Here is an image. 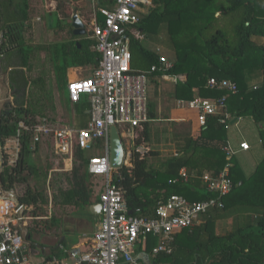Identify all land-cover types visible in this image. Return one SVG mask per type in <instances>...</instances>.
<instances>
[{"label": "trees", "instance_id": "obj_1", "mask_svg": "<svg viewBox=\"0 0 264 264\" xmlns=\"http://www.w3.org/2000/svg\"><path fill=\"white\" fill-rule=\"evenodd\" d=\"M56 9L64 15H71L73 8L79 10L77 0H55ZM111 0H100L101 4H109ZM72 3V4H71ZM153 8L139 17L134 27L138 31L147 28H166L167 34L175 33L190 23L194 27L200 44L190 38H183L174 42L176 48L175 60L167 75H185V80L173 82L172 95L175 100H190L195 96L203 99L220 98L224 90L210 89L206 86L209 77L216 79H230L236 83L237 92L227 93L225 107L231 116H250L259 127L258 136L264 146V43L258 44L254 36L264 38V9L257 4V0H223L220 9L213 11L211 0H152ZM71 4V5H70ZM23 7H27L24 2ZM211 7V8H210ZM71 12L67 13L66 10ZM238 13V20L233 25V32L226 28V20L231 13ZM24 8L13 4L12 0H0V59L14 48L12 59L7 64H14L10 70V81L13 77L17 83H9L10 88L18 95L14 106H10L0 115V144L15 137L22 121L28 127L38 124L36 116H46L47 105L41 102L37 92H34L22 69L27 64L30 49L24 47L21 40L22 23L27 19ZM200 24L198 21L204 20ZM98 20L102 17L98 15ZM197 20V21H196ZM90 23V18H89ZM87 27V25H85ZM129 49L131 52V68L135 70H149L157 63L159 53L144 47L138 36L129 34ZM95 40L89 35L79 36L78 40L62 42L56 48L60 52L61 62L55 61L53 67L57 76L64 78L66 69L71 66L90 65L93 69L100 60V54L94 48ZM55 46V45H54ZM53 52V51H52ZM16 57V59H15ZM257 71L261 82L254 88L247 85L245 74ZM160 71L148 73L150 77H162ZM147 81V86H148ZM41 91V89H38ZM66 102L69 101L66 91ZM70 108V106H68ZM76 125L85 126V108L88 107L86 97L73 104ZM147 115L149 121L140 127L139 135L133 139L136 145L149 143L151 139L150 122L157 119L153 103L148 100ZM224 115H207L204 125H200L189 135L183 136L177 144L176 153L167 157L160 168L150 167L146 155L139 151H131L132 167L122 166L110 170V181L123 190V197L131 215L153 216L158 201L166 199L170 194L183 195L188 200H203L213 194L205 190L204 183L199 176L208 167L213 173L219 171L226 163L225 154L220 145L226 144ZM139 128V127H137ZM136 129V128H135ZM134 129V130H135ZM31 129H22L18 135V154L15 162L9 164L5 159L0 171V186L3 190L14 189L15 184H24V190L18 195L19 201L29 210L33 217L45 216V204L48 202L43 190L31 187L28 175L45 181L49 170V163L41 171L39 165L31 162V155L36 151L32 148ZM102 139H97L91 150L94 154H101ZM199 152V154L197 153ZM5 154V153H4ZM88 150L74 147L71 164L62 161V174L67 187H57L54 202L62 206L88 208L94 194L92 179L95 175L88 171L90 156ZM195 158V156H197ZM6 157V155L4 156ZM200 161V167L197 163ZM232 159V158H231ZM231 161V160H230ZM233 162V161H232ZM258 168L249 177L243 176L241 169L231 163L229 177L234 186L222 197L224 208L228 206L244 209L242 223L236 219L232 231L225 235H216L213 222L218 211L202 215L203 221L190 228L182 229L174 235L172 251L169 254H152V248L157 245L159 237L147 234L144 240V253L150 256L153 264H264V244L258 245V240L264 239V157ZM63 168H69L65 170ZM184 168L187 178L178 177L179 170ZM178 178L176 182L170 180ZM43 181V182H44ZM238 184V185H237ZM99 195V194H98ZM99 201V197H95ZM53 197L51 198L52 201ZM240 203V204H239ZM257 215V219H254ZM49 229L57 227L59 218L51 215ZM26 235L32 236L27 231ZM59 257L57 247L51 252Z\"/></svg>", "mask_w": 264, "mask_h": 264}, {"label": "built area", "instance_id": "obj_2", "mask_svg": "<svg viewBox=\"0 0 264 264\" xmlns=\"http://www.w3.org/2000/svg\"><path fill=\"white\" fill-rule=\"evenodd\" d=\"M88 1L92 5L89 35L95 40L94 48L100 54V60L89 75L71 78L66 84L67 95L72 104L86 97L89 117L85 126H55L44 119L28 127L20 121L15 137L18 143L21 128L31 129L32 148H35L43 137H49L52 139L54 152L65 155L70 164L74 147L91 150L97 139L103 141L102 153L90 156L88 161V171L102 177L103 185L98 195L101 209L96 229L91 233L90 245L87 249L80 246L63 248L61 259L50 255L43 264H68L67 259L69 264H143L136 258L134 246L144 240L147 234L159 237L157 245L151 250L152 254H169L177 232L198 223L202 215L224 208L222 197L234 186L229 177L231 163L225 164L217 172L205 171L199 176L205 190L213 194L212 197L191 201L183 195L172 193L157 202L153 216L128 214L123 190L110 181V126L116 125L122 140L128 136V141L133 142L134 129L149 121L147 75L155 71L165 73L172 67V62L159 55L157 63L149 70L131 68L129 34L138 36L134 24L140 16L136 12L140 6L150 7L152 0H111L109 4H101L100 0ZM98 15L102 17L101 21L98 20ZM162 77L173 82L185 80V75L172 76L165 73ZM206 86L224 90L226 93L215 99H203L198 96L190 100L177 99L176 105L197 110L200 125H204L207 115L222 114L229 120L230 114L226 110L225 100L227 93L237 92L236 83L226 78L209 77ZM227 124L228 121L225 127ZM220 148L227 160L235 153L227 143L222 144ZM238 148L248 150L250 145L242 140ZM127 152L130 154L131 151ZM127 157L125 150L122 162L124 166ZM16 158L17 153L14 158L8 156L6 160L11 164ZM178 177L187 178L184 168L179 170ZM176 180L178 178L170 182ZM7 201L9 205L5 209L0 208V264H35L30 258L24 235L17 229L18 208L12 201Z\"/></svg>", "mask_w": 264, "mask_h": 264}, {"label": "rangeland", "instance_id": "obj_3", "mask_svg": "<svg viewBox=\"0 0 264 264\" xmlns=\"http://www.w3.org/2000/svg\"><path fill=\"white\" fill-rule=\"evenodd\" d=\"M203 1V0H202ZM256 1V0H255ZM76 3L80 6L79 13L80 17L84 22L90 18L92 12V5L88 0H77ZM264 9V0H257V4ZM212 10H218L223 5V0H211ZM154 4L149 6H140L136 12L138 16H145L152 8ZM70 13L71 10L67 9ZM238 20V13L234 12L229 14L228 20H226V28L232 33L233 25ZM197 21V20H196ZM204 20L198 21L200 24L204 23ZM138 37L144 47L147 49L153 50L160 55L165 56L169 61L173 62L176 58V48L174 46V42L179 41L183 38H190L195 40L197 44H200L199 38H197L195 28L190 26V23L187 22L185 26L181 27L175 36L171 34H167L166 28L161 26V29L157 30L154 28H147L143 31H137ZM256 43L262 44L264 43L263 37L254 36L253 38ZM89 68V67H87ZM88 74L80 75L86 76ZM178 76V75H177ZM246 82L248 87L254 88V86H258L261 82V76L257 71H250L245 74ZM173 81L164 77H150L148 81V100L153 103L154 110L157 113V119L150 122L151 127V139L150 142L140 143L136 145L133 141H128V136H126L123 141L124 149L126 150V156H128L127 150L130 151H139L140 155H146L149 159L150 167L160 168L161 163L167 158L176 153L177 144L181 140L183 136L189 135L195 129H197L200 124L198 120V112L195 109L189 108L187 106L179 107L176 105V100L172 95V86ZM50 117L52 115L50 113H46ZM141 128H136L133 132V139L136 135H139ZM259 127L255 124L250 116L244 115L241 117L231 116L228 120L227 127L225 128V136L226 143L232 148H238V144L242 139H245L250 145L251 148L249 151L238 152L237 154H233L229 160H226L225 164L234 163L241 170L243 176L247 177L248 170L246 165L252 166V173L258 168V164L264 157V146L262 145L261 140H259L258 136ZM222 145V144H221ZM220 145V146H221ZM94 149L90 153L96 152ZM199 154V152H197ZM195 156V158H197ZM11 158H14L13 156ZM132 167V155H129L127 159ZM7 159V156L4 157V160ZM8 160V159H7ZM231 160V161H230ZM233 161V162H232ZM31 162L39 165L40 170L43 171L44 167L47 163L52 167L47 175L46 180H43V177L40 175L38 178L33 177V175H28V183L31 187H36V183L39 185V189L43 190L44 194L48 198L47 204H45L46 215L40 217H33L29 214V210L32 207H29L27 210L25 206H23V216L22 226H24V232L26 230L32 233V238L37 240H45L49 241L56 235V231H58L57 227H53L49 229V219L51 215L55 217L62 218V222H67L75 220L74 217L81 212L84 211V208H79L75 206H62L54 202V195L56 194L57 187H67V183L65 181L64 172H62V159L60 155L55 154L54 149L51 145V142L41 143L39 147L36 149L35 153L31 155ZM8 163V162H7ZM197 163L200 167L199 159H197ZM224 164V165H225ZM245 168V169H244ZM207 167L205 170H208ZM251 173V174H252ZM250 174V175H251ZM249 177V175H248ZM44 181V182H43ZM94 194L93 198L98 193L99 189H101L102 179L100 176H94L92 179ZM238 185V184H237ZM24 184H15L14 189L3 190L0 186V192L4 196L0 200V208L5 209L7 205H9V201L15 205L14 201L7 197L9 193H13L18 196L23 190ZM53 197L52 201L51 198ZM240 204V203H239ZM225 211L226 214L233 213L234 216L232 218L237 219L238 222L242 223L244 220L245 211L241 206L233 207L228 206L226 209L219 210L218 212ZM76 211V212H75ZM75 212V213H74ZM237 213V215H235ZM49 217V218H48ZM257 215H255L254 219H257ZM234 220V221H235ZM228 223L232 224V220L228 218ZM214 231V229H213ZM54 239V238H53ZM264 244V239L258 240V245ZM264 246V245H263ZM30 258H34V255H30Z\"/></svg>", "mask_w": 264, "mask_h": 264}, {"label": "crops", "instance_id": "obj_4", "mask_svg": "<svg viewBox=\"0 0 264 264\" xmlns=\"http://www.w3.org/2000/svg\"><path fill=\"white\" fill-rule=\"evenodd\" d=\"M12 2L13 4L24 8V10L27 12V19L24 21V24L22 23L23 26L21 30V40L24 42V47L28 46L32 50L27 56L26 66H24L22 69L25 71V76L29 83H34L30 85L31 89L34 92H37L41 98V102L47 105L46 112L50 113L51 111L52 113L50 117H48L49 115L42 117L36 116V119L39 122L46 119L50 124L55 126L78 127L76 125L78 118H76L74 115L75 111L73 104L68 105L65 99L66 84L69 79L78 77L81 74L89 75L92 71V68L90 65L71 66L66 69L64 78H60L61 76H57L53 65L56 60L58 62H61L62 60V54L60 52L56 53V48L59 46V44L62 42L78 40L79 36L88 35L89 21H87V23L84 22L80 17L79 11L77 10L78 16L82 20L84 27L85 25H87V27H85L86 33L84 35H74L72 32V14H62L60 10L56 9L55 0H12ZM24 2L27 4V7H23ZM66 12L69 13L67 10ZM14 51H16L14 48H10L9 52L4 54V56L0 59V115L10 106H14L15 99L18 95L15 90L10 88L9 84L18 82L14 77L12 82L10 81L9 73L10 70L15 66L14 64H7L9 60H14L12 59V53ZM180 75L183 76V74ZM38 89H41V91ZM68 106H70V108ZM85 114L86 116H83V118L87 121L89 117L88 107L85 108ZM45 142H51L53 147L52 139L49 137H43L42 140L36 144L37 148L39 145H41V143ZM2 148L3 152L5 153L4 156L6 155L7 157L9 156L11 158L12 156L14 157L16 153L18 154V143L16 137L7 138ZM250 148L248 150H240L239 148H236L234 149V154H237L238 152L249 151ZM88 151L91 152L92 150ZM90 152L89 154L92 155ZM60 156L62 161L66 160L67 163L66 156ZM63 166H65V163L62 162V167ZM246 167L248 170V175H250L253 171V167L249 165H246ZM63 169L69 170V168ZM242 169L243 168L241 167V170ZM204 171L212 172L210 169ZM102 188L103 185H101V189H99L94 198L92 197L91 204L99 202L95 200V197L98 196ZM89 206L88 208H84V211L79 212L76 217H74L75 220L73 221L68 220L67 222H62L61 216L58 217V231H56V235L53 237L54 239L52 238L49 241H45L32 238V244L30 246L27 244V247L30 255H34V258L31 259L35 264H43L45 259L52 255L51 252L54 251L56 247L58 250L59 259L63 257V248L69 249L74 246H80L82 249H87L89 247L91 233L96 229L98 222V214L91 213ZM214 215L215 220L213 222V226L216 235H225L226 233L232 231L234 227L233 223L235 222V218H232V216H234L233 213L226 214L223 210V212H217ZM235 215H237V213ZM228 218L232 220V224L228 223ZM201 221H203L202 217H200V221L198 223ZM144 240L139 241L134 246L136 257L138 254L144 253ZM148 258L149 261L152 262L149 255ZM67 262L68 264L70 263L68 259Z\"/></svg>", "mask_w": 264, "mask_h": 264}, {"label": "water", "instance_id": "obj_5", "mask_svg": "<svg viewBox=\"0 0 264 264\" xmlns=\"http://www.w3.org/2000/svg\"><path fill=\"white\" fill-rule=\"evenodd\" d=\"M72 27H73V34L74 35H84L86 33V29L84 27V24L82 20L78 16L77 8L73 9L72 15ZM109 162H110V168L111 169H118L123 166V160L125 157V149L122 142V137L116 127V125L110 126L109 131ZM4 152L2 145L0 144V171L2 170L3 164H4ZM13 189H10L12 191ZM4 196L0 192V198H3ZM8 198L12 199L15 203V206L18 208L17 211V229L20 233L24 234V226H22V217H23V205L20 203L18 196L14 195L13 193H9L7 195ZM101 209V204L99 202L93 203L89 206V210L93 214H98ZM128 214H130V211H128ZM24 241L29 246L32 244V241L30 239V235H26L24 238ZM136 258H139L144 264H153V262L149 261L148 255L146 253H140L137 255Z\"/></svg>", "mask_w": 264, "mask_h": 264}, {"label": "bare ground", "instance_id": "obj_6", "mask_svg": "<svg viewBox=\"0 0 264 264\" xmlns=\"http://www.w3.org/2000/svg\"><path fill=\"white\" fill-rule=\"evenodd\" d=\"M129 155H131V152H130V154H128V157H129ZM126 160H127V161H126V166H127V167H131V164L129 163V160H130V159L128 158V159H126Z\"/></svg>", "mask_w": 264, "mask_h": 264}, {"label": "flooded vegetation", "instance_id": "obj_7", "mask_svg": "<svg viewBox=\"0 0 264 264\" xmlns=\"http://www.w3.org/2000/svg\"><path fill=\"white\" fill-rule=\"evenodd\" d=\"M24 235V238H25V236H26V232L23 234ZM31 239V238H30Z\"/></svg>", "mask_w": 264, "mask_h": 264}]
</instances>
